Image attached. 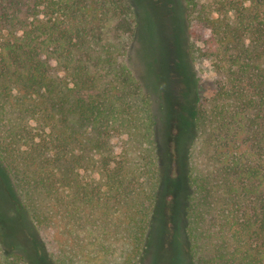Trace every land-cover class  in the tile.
Returning a JSON list of instances; mask_svg holds the SVG:
<instances>
[{
  "label": "trees",
  "instance_id": "obj_1",
  "mask_svg": "<svg viewBox=\"0 0 264 264\" xmlns=\"http://www.w3.org/2000/svg\"><path fill=\"white\" fill-rule=\"evenodd\" d=\"M213 75L190 111L189 264H264V0H184ZM129 0H0V264H148L160 189L152 100L127 65Z\"/></svg>",
  "mask_w": 264,
  "mask_h": 264
},
{
  "label": "rangeland",
  "instance_id": "obj_2",
  "mask_svg": "<svg viewBox=\"0 0 264 264\" xmlns=\"http://www.w3.org/2000/svg\"><path fill=\"white\" fill-rule=\"evenodd\" d=\"M138 20L127 65L152 100L160 189L148 232V264H189L185 207L189 193L187 151L193 138L190 111L205 98L213 75L188 53L184 0H129ZM0 183L15 204V184L0 165ZM19 223L31 264H52L27 213Z\"/></svg>",
  "mask_w": 264,
  "mask_h": 264
}]
</instances>
